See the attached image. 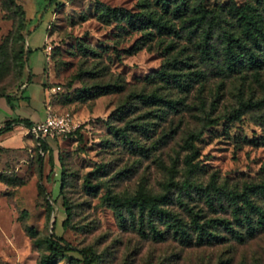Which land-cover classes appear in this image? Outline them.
Wrapping results in <instances>:
<instances>
[{"label": "rangeland", "instance_id": "rangeland-1", "mask_svg": "<svg viewBox=\"0 0 264 264\" xmlns=\"http://www.w3.org/2000/svg\"><path fill=\"white\" fill-rule=\"evenodd\" d=\"M161 1L0 0V94L11 97L0 96V125L15 116L42 119L46 103L75 124L45 138L46 151H39L27 128L0 133V264H39L49 254L44 238L51 230L71 247L54 254L53 264H82L79 250L91 264H264V229L237 242L217 227L219 239L184 245L155 216L150 222L164 233L151 237L144 209L142 214L135 205L117 209L106 199L165 193L173 200L182 195L176 184L183 179L213 178L241 189L264 178V54L254 48L261 60L257 67L225 74L198 56L196 31L185 33L182 19L171 14L174 0H167L165 10ZM194 1L217 12V26L238 34L227 6L249 0H189ZM104 6L146 14L129 25L123 17L104 15ZM148 15L161 16L178 35L156 31ZM210 39L219 53L220 40ZM172 56L189 62L180 71L203 72L186 91L147 77ZM214 56L213 65H219L221 56ZM106 83L120 87L86 93ZM150 91L179 99L177 109L142 102L138 94ZM241 101L260 103L230 116ZM209 118L217 121L193 139V152L182 140ZM190 153L195 165L187 171L183 157ZM187 201L199 221L227 216L211 211L201 198ZM171 207L188 221L179 205Z\"/></svg>", "mask_w": 264, "mask_h": 264}, {"label": "trees", "instance_id": "trees-1", "mask_svg": "<svg viewBox=\"0 0 264 264\" xmlns=\"http://www.w3.org/2000/svg\"><path fill=\"white\" fill-rule=\"evenodd\" d=\"M48 1V4H51V2L55 0ZM167 3V0L161 1V6L164 10L167 7ZM259 8L264 13V0H249L242 5L230 4L227 6V12L234 18L238 25V34L234 31L232 32L217 26L219 20L217 12H213L212 8L204 7L199 1L189 2V0H174L170 11L171 14L179 16L182 19L181 23L183 24H181V27L184 28L183 30H185V33L189 34L196 31L194 34L198 36L195 43L198 56L206 63L212 64V67H217L218 70L223 71L225 74H230L231 72L240 71L241 67L244 66L255 68L261 62L257 53L254 51V48H256L264 54V25L262 22L264 16L260 13ZM102 10L103 14L106 16L123 17L125 23L129 25L133 23L137 15L146 14L143 12L130 13L119 7L110 6H104ZM145 17L146 22L156 31L169 32L176 35H178L180 31L176 30L172 24H169L161 16L153 18L148 15ZM213 32H215L214 36L212 35ZM213 37L220 40L221 47L219 53L212 42L213 40L210 39ZM135 47L136 44H132L130 48L132 49ZM23 50L24 48L21 46L20 52ZM214 55L221 56L219 65H213V61L218 59ZM166 64L167 65H163L161 69L156 70L147 77L149 79L156 77L158 80L169 83L178 90L186 91L191 87L194 81H198L199 78L203 76V72L198 69L185 72L180 71L182 68L180 65L187 67L189 62L178 59L175 56H172L166 61ZM28 80L29 76L26 77V82H28ZM119 87L120 85L117 83H106L95 85L93 90L86 91V93H89V95L100 94L111 92ZM0 96H3L7 101L11 98L8 94H0ZM25 97L27 99V96ZM138 97L144 103L161 105L162 107L160 109L162 111H164V109L175 110L177 109V104L180 103L179 99L168 98L166 94H160L156 91H150L148 93L140 92ZM259 103L258 101H241L238 106L231 111L230 116L237 117L240 111ZM216 121V118L203 120L198 132H189L185 135L182 140L183 144L188 149L193 150V139L199 136L201 129H204L206 126ZM32 123V120L25 116L6 118L3 124L0 125V133L10 130L11 126L15 124L29 127ZM38 147L42 151L47 150V145L45 143ZM49 149L48 160L52 161V149ZM194 151L195 150H193V152ZM192 159L193 153L185 154L183 157L185 169L187 171L192 170L195 165ZM62 179L63 170L61 163H59L57 178L58 192H60L62 187ZM176 185L182 195L176 196L173 200L165 193L145 197H142L140 194H134L126 198L106 195V199L117 209L122 205L130 211L129 206L135 205L141 214L144 209L145 216L149 219L148 230L151 237L162 238L163 231L169 229L177 240L184 245L192 241L195 243H211L219 239L222 236L216 233L217 227H221L228 233L229 237L237 242L244 241L264 229V206L262 202L256 199L258 198L264 201V178L257 182L244 183L241 189L226 187L224 184H217L216 180L213 178L205 183H195L183 179ZM184 196L187 197V199H183L182 197ZM195 197L201 198L203 205L211 211L226 213L227 216L208 217L199 221L198 218L200 214L193 211V204L187 201L195 199ZM174 204L179 205L181 209L186 212L189 218L188 221H184L183 218L179 217L178 213L172 209L171 206ZM141 214L139 217H142ZM117 215L118 217L122 216L119 211ZM154 216L165 225L163 231L155 228L150 222V218ZM53 223L54 219L52 220L51 229L54 228ZM61 223H63V221H61ZM28 230L32 231L31 228H28ZM189 231L194 233L193 240ZM44 242L48 248L49 254L40 259L39 264H53L54 254L71 250V247L63 241L62 237L52 230L44 238ZM79 251V256L76 257V259L81 261L82 264H91L87 253L82 250Z\"/></svg>", "mask_w": 264, "mask_h": 264}, {"label": "built area", "instance_id": "built-area-1", "mask_svg": "<svg viewBox=\"0 0 264 264\" xmlns=\"http://www.w3.org/2000/svg\"><path fill=\"white\" fill-rule=\"evenodd\" d=\"M49 46H46V49ZM59 86H50L45 92H52ZM45 114L42 119L34 121L27 130L33 135L38 146L42 145L45 138H51L58 134H63L74 127L72 117L68 113H57L53 111L48 103L45 105ZM40 151V148H39Z\"/></svg>", "mask_w": 264, "mask_h": 264}, {"label": "crops", "instance_id": "crops-1", "mask_svg": "<svg viewBox=\"0 0 264 264\" xmlns=\"http://www.w3.org/2000/svg\"><path fill=\"white\" fill-rule=\"evenodd\" d=\"M3 103H4L3 105H7V104H5L4 101H3ZM18 127L26 128L25 126H23V125H21V124H15V125H12V126H11V129L8 130L7 132L14 131V130H16Z\"/></svg>", "mask_w": 264, "mask_h": 264}]
</instances>
